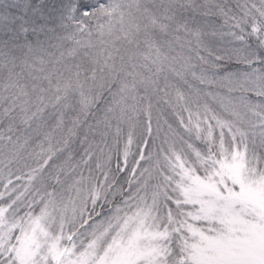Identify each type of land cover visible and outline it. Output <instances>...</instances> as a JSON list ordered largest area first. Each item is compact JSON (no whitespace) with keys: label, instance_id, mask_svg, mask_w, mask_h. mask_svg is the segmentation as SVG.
Instances as JSON below:
<instances>
[{"label":"snow or ice","instance_id":"6c2138e0","mask_svg":"<svg viewBox=\"0 0 264 264\" xmlns=\"http://www.w3.org/2000/svg\"><path fill=\"white\" fill-rule=\"evenodd\" d=\"M0 264H264V0H0Z\"/></svg>","mask_w":264,"mask_h":264},{"label":"trees","instance_id":"16d2710c","mask_svg":"<svg viewBox=\"0 0 264 264\" xmlns=\"http://www.w3.org/2000/svg\"><path fill=\"white\" fill-rule=\"evenodd\" d=\"M49 2H52V0H49Z\"/></svg>","mask_w":264,"mask_h":264}]
</instances>
